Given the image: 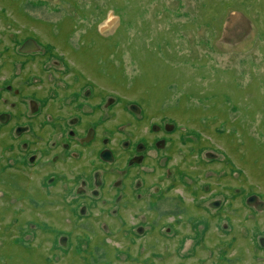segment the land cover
<instances>
[{
	"label": "rangeland",
	"instance_id": "1",
	"mask_svg": "<svg viewBox=\"0 0 264 264\" xmlns=\"http://www.w3.org/2000/svg\"><path fill=\"white\" fill-rule=\"evenodd\" d=\"M30 35L53 44L71 63L99 72L101 87L113 88L109 91H117L128 106L138 103L154 120L166 115L181 129L173 132L170 168L149 171L148 185L154 182L160 196L150 204L144 200L145 219L136 208L139 218L135 211L129 219L119 215L116 225L109 220L114 227L102 220L91 224L85 237L90 249L81 252V262L53 253V236L41 231L34 243L19 240L29 221L48 222L31 210H43L46 199L38 190L28 193L30 184L21 178L14 181L21 190L9 193L0 175V264H222L217 256L222 241L233 242L229 255L245 251L250 264L254 231L257 239L264 234V212L245 203L253 195L264 202V0H0V60L15 57L18 42ZM18 59L21 66L5 67L0 75L1 80L14 75V89L32 74L45 76L44 87L54 81L61 86L51 64L50 74H41L34 62ZM21 87L24 95L32 93V87ZM3 99L0 113L23 102L13 91ZM190 132L195 143H181L180 136ZM11 136L13 130H0V157L2 139L13 143ZM173 168L185 178L175 177ZM168 171L159 177L163 183L157 181ZM194 180L206 185L199 193L202 203L193 194ZM9 197L12 203L6 202ZM22 201L25 205L17 203ZM138 201L132 196L123 205L135 207ZM217 201L223 214L210 208ZM203 218L208 229L193 249L192 226ZM134 222L146 232L136 239ZM54 227L81 233L71 224ZM237 256L244 258L241 252Z\"/></svg>",
	"mask_w": 264,
	"mask_h": 264
},
{
	"label": "flooded vegetation",
	"instance_id": "2",
	"mask_svg": "<svg viewBox=\"0 0 264 264\" xmlns=\"http://www.w3.org/2000/svg\"><path fill=\"white\" fill-rule=\"evenodd\" d=\"M29 40L36 43L37 49L21 53L22 47ZM16 48L15 57L13 55L12 58L0 60V75L5 67L21 66L18 57L22 56L26 57V62H34L41 74H50V69H54L56 74H52L55 76L53 78L61 81L60 86L52 80L54 82L48 84L50 87L47 88L44 87V75L42 78L32 74L19 85L25 89L27 86L33 88L31 94L24 95L22 87L14 89V75L8 79H0V101L4 102V92L7 91H13L14 96L23 101L11 104L12 110L0 113V130H13L15 135L11 136L13 143L5 138L1 141L5 152L0 157V175L5 177L4 185L10 188L9 193L14 195L21 190L20 185L14 182L21 178L30 184L25 186L28 193L38 190L46 199L43 210L30 209L37 212L38 216H46L48 222L37 217L35 221H29L25 224L27 227H23L19 240L34 243L37 231H41L53 236V253L57 254L56 251H59L74 259L78 258L81 262L84 258L80 256L81 252L90 249V240L85 237L89 234L91 224L102 220L109 226V220H112L116 225L119 215H125L129 219L131 211L136 212V208L142 214L141 221L145 219L147 212L144 210V202L150 204L155 195L160 196L154 182L153 187L148 185L147 176L149 171H162L169 166L172 147L176 144L173 132L181 127L176 120L166 115L159 114L160 119L154 120L155 116L136 102L128 106L124 99L118 97L117 91H109L113 88L104 90L101 87L99 72H93L87 64H79L75 60L71 63L73 60L59 55L53 44L43 45L30 35ZM49 64L52 66L50 69L47 67ZM26 118L27 122H23ZM191 133L190 137L181 135L180 142L185 144L187 140H194L195 143V137ZM14 145L18 146L17 151ZM173 169L175 177L179 176L182 180L185 178V172ZM163 174L166 177L169 171L162 172L157 181H165V178H159ZM35 178L39 179V183L35 182ZM195 182L196 180L194 184ZM195 186L193 194L202 203L204 199L199 193L206 185L202 187L197 183ZM173 188L171 186L169 190ZM132 196L139 201L135 207L126 208L123 204ZM251 197L253 196L247 198V205ZM6 202L12 203L13 200L9 197ZM17 203L25 205V201ZM214 204L218 206L212 207ZM262 204L264 202L258 198L255 205L249 206L254 207L256 212L263 213L264 205L262 209L259 208ZM220 206L221 201L210 204L211 209H219ZM224 209L221 207L217 211L222 210L223 214ZM137 217L139 218V214ZM220 219L223 220L224 217ZM197 221L192 226L195 232L190 237L194 241L193 249L201 246L208 229L204 218ZM54 223L71 224L81 233L74 236L54 227ZM136 223H133L131 229L135 239L146 233ZM110 226L114 227L113 224ZM255 233L254 231L253 248L249 249L252 254L250 264H264V246L261 243L264 234L257 239ZM74 239L75 242L78 241L76 245L72 242ZM232 244L233 242L230 244L222 241L217 255L222 258V264L230 260H235L236 264H248L245 251L234 250V255H229L233 252ZM73 250L76 251L75 254ZM240 252L244 258H236Z\"/></svg>",
	"mask_w": 264,
	"mask_h": 264
},
{
	"label": "water",
	"instance_id": "3",
	"mask_svg": "<svg viewBox=\"0 0 264 264\" xmlns=\"http://www.w3.org/2000/svg\"><path fill=\"white\" fill-rule=\"evenodd\" d=\"M37 49V45H36V43L33 41V40H29L28 42H26L25 44H24V46L22 47V49H21V53H28V52H31V51H33V50H36ZM18 135H19V132H18ZM208 157L210 158V159H213L214 157L213 156H211V155H208ZM258 202V198L256 197V196H253V197H251V198H249L248 199V201H247V203L249 204V205H255L256 203ZM263 205L264 204H262L259 208H263ZM216 206H218V204H214L212 207H216ZM262 245L264 246V240H262Z\"/></svg>",
	"mask_w": 264,
	"mask_h": 264
},
{
	"label": "trees",
	"instance_id": "4",
	"mask_svg": "<svg viewBox=\"0 0 264 264\" xmlns=\"http://www.w3.org/2000/svg\"><path fill=\"white\" fill-rule=\"evenodd\" d=\"M29 4L33 5L31 2H30ZM31 7H32V6H29V8H31ZM15 36H17V35H15ZM23 41H24V40H23ZM23 41L18 42V44L21 45V44L23 43ZM53 57H57V56H53ZM199 137H200V136L197 137V141L202 142V138H201V137L199 138ZM199 144H200V146H199L200 150L203 149L204 147H202V145H201L202 143H199ZM229 163L231 164V162H229ZM233 168H234V166H233ZM232 170H233L232 173H236L235 168L232 169ZM238 172H239V171H238ZM239 174H240V175H243L241 172H239Z\"/></svg>",
	"mask_w": 264,
	"mask_h": 264
}]
</instances>
